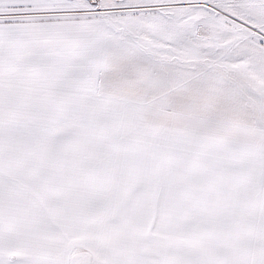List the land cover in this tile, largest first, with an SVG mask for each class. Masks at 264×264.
Segmentation results:
<instances>
[{
    "label": "snow or ice",
    "instance_id": "obj_1",
    "mask_svg": "<svg viewBox=\"0 0 264 264\" xmlns=\"http://www.w3.org/2000/svg\"><path fill=\"white\" fill-rule=\"evenodd\" d=\"M0 264H264V0H0Z\"/></svg>",
    "mask_w": 264,
    "mask_h": 264
}]
</instances>
